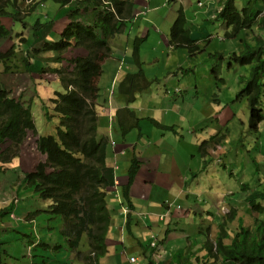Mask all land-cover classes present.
<instances>
[{
    "label": "trees",
    "instance_id": "trees-1",
    "mask_svg": "<svg viewBox=\"0 0 264 264\" xmlns=\"http://www.w3.org/2000/svg\"><path fill=\"white\" fill-rule=\"evenodd\" d=\"M29 1V0H24ZM62 7L76 3V10L69 11V23L56 42H44L39 48H19L17 40L14 46L6 52L0 51V66L3 71L18 69L13 59L19 60L21 70L33 74H54L58 77L60 89H49V101L52 105L45 114L48 118L57 119L55 134L42 135L36 125L35 107L42 102L39 95L29 103L11 98L9 91L0 82V150L1 146L9 143L1 151L0 162L11 159L9 152L18 148L32 134L36 151L46 157L40 162L35 171L24 172L23 182L29 183L43 201L50 203V213L57 215L62 222L61 235L71 251L83 264H99V260L108 252L107 236L112 225V215L107 204L106 190L109 186L104 172L108 166L110 143L108 138L98 137L99 117L96 111V100L99 98L98 78L102 74L103 64L111 56V42L121 34L125 19H131L134 4L131 0H111L113 8L103 6L101 0H52ZM239 0H220L222 9L217 19L228 29L226 38H238L241 33L254 29L264 31V0H245L239 8ZM46 0H34L24 10L18 0H0V39H11L15 33L12 27L3 24L4 19L11 23H20L23 29L29 27L27 16ZM92 8L95 19L91 25L84 24L80 19ZM122 20V21H121ZM32 27L33 39L41 38L46 31L43 24L37 21ZM23 32L15 34L25 44ZM144 39L134 40L132 57L140 63L139 46ZM23 43V44H22ZM170 44L173 48L186 47L191 55L198 47L190 37L187 18L183 8L177 11V17L171 27ZM84 50L81 57H65L67 52ZM33 53L31 56L30 53ZM52 54L44 55V54ZM47 58L49 68L42 66V59ZM231 58L240 66L249 67V74L240 78V91L236 100L245 99L249 109V130L260 133L264 124V36L254 35L252 42L245 38L241 47L234 51ZM18 62V61H17ZM12 63V65H10ZM34 65L39 67L35 69ZM139 66V67H140ZM19 72V71H16ZM212 73L216 75L217 69ZM145 75L139 73L127 74L119 85L118 99L125 104L135 101L136 94L147 88ZM219 81L224 82L220 77ZM43 103V102H42ZM134 123L128 127L121 124L119 130L125 138L131 130L137 128L140 119L132 111H127ZM166 129L165 127H161ZM171 130V129H170ZM14 156V155H13ZM7 158V159H5ZM140 163L132 161L128 170V183L122 186L121 194L125 204L134 210L130 197V188L139 171ZM127 201V202H126ZM253 212L257 215L264 213L261 202H264V187L257 190L248 198ZM11 209L0 210V219L10 216ZM132 214L127 216L125 230L133 235V230L140 227L138 218ZM4 224L3 220H0ZM86 237L89 249L86 252L78 250ZM228 231L225 223L221 224L219 238L195 246V252L176 253L172 260L176 264H264V219H256L253 227H240L231 238L225 240ZM4 243L0 240V264L8 258ZM161 242H159V245ZM158 245V246H159ZM201 254H205L201 257ZM172 263V262H171ZM170 263V264H171ZM146 264H155L147 261ZM165 264V263H164Z\"/></svg>",
    "mask_w": 264,
    "mask_h": 264
},
{
    "label": "crops",
    "instance_id": "crops-1",
    "mask_svg": "<svg viewBox=\"0 0 264 264\" xmlns=\"http://www.w3.org/2000/svg\"><path fill=\"white\" fill-rule=\"evenodd\" d=\"M170 1L174 0H134L133 14L149 9L147 16H150L152 12H160L162 18L169 22L171 18L175 19L177 14V10H165ZM174 2H178L180 7H183L182 0ZM76 8V4L60 8L56 14L57 20L54 19L51 25L43 28L46 29L45 36L48 35L45 39L52 38L53 33L59 36L69 23L67 13ZM208 14L210 15V10ZM80 18L84 24L91 25L95 19L92 8ZM3 24L6 27H14L11 21L3 20ZM141 30L142 35L146 37L151 33V29ZM161 30L165 29H155L156 32H161ZM195 33V31L192 33V38ZM127 34L128 29L111 42L112 54L103 64V73L98 82L100 91L96 105L99 117L98 137H106L110 142L109 161L104 172L109 182L108 208L113 215L112 228L106 240L108 256L113 255L116 250L115 264H123V258L125 259L124 264H129L131 257H137L139 264H145L147 258L152 260L154 252L149 247L148 251L144 250L143 244L150 241L152 235H156L162 243L163 251L158 252L154 259L162 257L161 264L171 262V264H176L172 260L174 254L187 253L189 250L195 252L197 251L195 246L201 245L208 239L209 241L217 240L221 224L226 222L228 231L226 242L229 243L230 237L240 227H252L256 219H261V215L253 212L247 202L250 196L247 185L251 181H256L258 184L254 187L260 190L261 186L264 187V174L254 179L250 170L248 179L252 180L243 179L240 186L237 187L235 182V186L230 188V183L222 184L219 178V165L228 169V164L233 163V161L226 160L225 165L224 160L228 154L226 146L231 147L234 143L242 141L238 147L240 148L238 153H248L250 158L252 152H259L261 157L258 158L261 166L264 164L263 152H260L257 137L247 133L246 121L241 124L237 137L235 139L232 137L229 123L236 115L230 108L224 106L221 99L223 90L217 89L212 77L206 74L199 75L196 69L191 73L194 66L188 58L186 49L172 48L168 44L167 37L163 35L161 42L168 45V51H178V59L169 57L167 62L157 59L160 67L167 68L171 85L162 89L159 84H153L139 93L137 99L129 106L117 101L120 82L126 74L136 72L132 62H127V58L132 55V48L128 46L130 42ZM39 47L36 46V48ZM85 54L82 49L73 50L72 53L67 52L65 57L70 59ZM42 78L44 77L37 75L34 81L42 83L45 81ZM52 82H55L57 89H60L56 76ZM176 87H181L183 90L180 96L173 92ZM112 89L114 95H111ZM42 90L43 88L40 89ZM167 90L172 91L174 95H166ZM126 107L133 111L140 121L138 127L131 130L129 136L122 138L119 131L121 124L126 127L133 124L129 113L123 110ZM262 126L263 124L260 126V131H262ZM260 133L254 134L260 135ZM246 140H253L249 141L251 147L249 150L244 144ZM42 156L35 149L34 157L32 156L26 162L30 169L29 172L32 171L31 166L35 167L39 161H44ZM134 159L138 160L140 168L130 188V197L134 207L132 215L139 218L140 227L134 229L131 235L125 231L126 217L121 214L123 208L113 204L120 200L119 193H121L122 186L128 183V170ZM243 190H246L243 196L239 195L237 191ZM25 203L24 201L13 208L14 214L23 210L21 216L17 215L16 219L8 218L12 223H16L13 227L16 231L22 226H29L30 223L35 222L36 217L32 214L39 208L29 206L27 210H24ZM166 203L173 205L168 216H165ZM43 204L45 206L47 203L43 202ZM261 205L264 208V202H261ZM116 213L120 219L115 215ZM140 213L147 215V219L141 218ZM223 216H227L226 220ZM114 222L118 223L117 227H114ZM227 225L231 226L232 230ZM157 229L163 230L164 235L156 234ZM6 233L8 234L9 231ZM142 235H144L143 238ZM11 240L15 241L16 237L12 236ZM127 242L128 247H126ZM189 246L190 249L186 250ZM133 249L143 251L146 259L143 260L134 255L129 258L123 256L128 254L126 253L128 250ZM38 252L37 249L35 253ZM204 255L201 254V257ZM72 261L73 263L70 264H81L77 260ZM100 264L108 263L106 260H101Z\"/></svg>",
    "mask_w": 264,
    "mask_h": 264
},
{
    "label": "rangeland",
    "instance_id": "rangeland-1",
    "mask_svg": "<svg viewBox=\"0 0 264 264\" xmlns=\"http://www.w3.org/2000/svg\"><path fill=\"white\" fill-rule=\"evenodd\" d=\"M21 2L19 5L22 7V9H26L28 4L24 0H18ZM34 1V0H32ZM31 0L29 1V3ZM200 2L203 7H199ZM71 4H76L71 3ZM70 4V5H71ZM245 0H239L237 2V6L241 8L244 6ZM68 5V6H70ZM43 6V7H41ZM35 12L26 18V22L29 26H33L37 21L40 22V24H43L44 26H49L54 22V19H56V14L60 10V8H65L60 6L59 4H56L52 0H46L43 4H41ZM182 6L185 10L186 17L188 20V28L191 30V33L194 31L196 32L193 36L194 39L201 41V50L203 52L199 54L198 56H192L191 62L194 66L192 71L194 69L197 70L199 75H208L209 77H212V79L215 81L217 89L219 88L223 90L221 99L225 107L230 108L232 110V113L236 115V117L229 123V127L231 129V135L235 139L237 135L240 133L241 124L247 122V129L250 134V136L257 137V141L260 144V152H263L264 157V124L262 126V131H260V135L254 134L252 131L249 130V109H248V103L245 99L242 100H236V95L240 91V78L242 76H246L249 74V67L247 66H240L238 65L232 58L231 55L234 51H238L241 47L242 40L245 38L249 42H252L254 35H261L264 36V31H259L257 29H254L250 32H244L239 35L238 38L228 39L225 36L226 31L228 30L226 26L217 19V16L222 9V4L220 3V0H182ZM67 7V6H66ZM180 7V4L178 2H170L165 10L173 9L178 10ZM210 10V15L208 14V11ZM162 11V10H161ZM6 21H9V19H4ZM57 20V19H56ZM174 20V19H173ZM171 20L169 22L166 21L165 18H162V15L160 12H152L150 16L143 15L140 18H136L132 21H127L126 26L128 29L127 37L129 38L130 44L128 45L129 48L134 49V40L139 38H145L144 41L140 43L139 46V55H140V63L142 67V71L146 76L145 83L147 85V81H151V83L147 86H151L153 84H159V86L163 88H167L169 85H171L170 82V76L168 75L167 68H162L158 65L157 59L163 62H167L168 58H177V52L178 51H168V45L165 42H161L162 35L165 37H168L170 39V29L174 23V21ZM15 32L11 39H0V51L6 52L9 48L14 46L15 40H17L19 48H36V46H42L44 42H48L49 40H52L51 42H56L60 35L58 36L57 33H51L52 38L45 39V34L41 39H32L34 33L31 32L32 27L23 29V25L20 23L14 24V27L11 28ZM141 29H151V33L149 36H143ZM155 29H165L164 31L161 30V32H156ZM57 30V29H56ZM53 31V30H52ZM23 32L22 38L25 39V44L21 45V38L17 39L15 37V34ZM120 35H117L118 37ZM212 36L214 40H212V44H208V42H205V39ZM57 38V39H56ZM45 39V40H44ZM34 40V41H33ZM49 42V43H51ZM219 53V56H216V54ZM31 56H33V53H30ZM44 55H50L52 54H44ZM39 59H42V56H39ZM18 66V69L15 70V67L12 71H3L4 67L2 65L3 69L0 68V82L5 86V88L9 91L10 97L15 98L18 100L23 101L24 103H29L31 100L36 99L35 97H38L42 94V96H39L42 102L38 104V101H36L37 107H35V119H36V125L39 130V132L42 135H50L55 134V127L57 124V119L55 118H48L49 115L45 114L47 111H50L52 109V105L49 101L50 92L47 90L45 85H49L48 88L52 90H57V85L55 82H52L54 77L56 75L54 74H45L42 79H45L44 82H35L34 80L37 79V75H40L36 73L37 75L33 74V77L30 73L24 72L21 70L22 66L19 60L13 59ZM18 61V62H17ZM49 60L47 58L42 59V66L46 67V69L49 68L48 62ZM127 62H132L135 70L137 73L140 72V64L136 63L134 60V57H128ZM12 65V63H10ZM35 69H39L36 65H34ZM212 68L217 69L216 75H219V77L224 81H217L214 74H212ZM19 71V72H16ZM192 73V72H191ZM121 81V80H120ZM43 88L42 91L40 89ZM173 94V93H171ZM170 94V95H171ZM174 95V94H173ZM220 97V94H219ZM51 107V109H50ZM226 112V110H225ZM135 129V128H134ZM131 132V131H130ZM252 134V135H251ZM130 133L127 135L129 136ZM126 136V137H127ZM125 137V138H126ZM36 137L30 134L27 139L23 142L22 145L18 148H13L9 152V156H12L11 159H8L7 161L0 162V209L4 207H10V205H13V207H16L15 201L18 200V204L21 203L23 200H26L24 207V210H27L29 206H34L39 208L34 212L36 215L35 222L33 224H29V226H22L19 230L16 231V229H13V227L16 225V223H12L6 215L2 216V220L4 221L5 227L1 225L3 228L0 229V240L3 239L4 248L7 250V256L8 258H5L6 263H12L14 264H32L33 261H36V264L38 262H44V259L40 257H35L33 260L30 261L31 256H27L30 254L31 251L25 247L27 242L29 241L31 237V232L33 233H39L38 236H40V239L43 240L40 242V245L43 243H46L51 246H55L59 244L58 237L62 236L59 231V226L61 224V221L59 218H57V215H54L49 212V206L46 204L44 206L43 201L38 200L37 194L35 192V189L32 188V186L27 189V187L30 185L29 183L25 184L23 182L24 172L29 171L30 169L27 167V161L32 156L34 157L35 154V143L34 139ZM247 142H244L245 147L247 150H249L251 147L249 146L250 142L253 140H246ZM242 144V141L239 143H234L231 147L226 146L228 149V154L224 160L225 165L227 164V161H233V163L228 164V169H226L225 166L219 165V178L224 183H230V188H233L235 186H240L241 181L243 179L245 180H252L248 179V176L250 175V172L252 171V176L254 179L262 176L264 174V164L261 166L259 158L260 153L257 151H254L250 154L248 153H241L240 148H238ZM9 143L4 144L1 146L3 150H5L8 147ZM242 148V147H241ZM0 150V153L1 151ZM171 154V153H168ZM14 155V156H13ZM42 156V155H41ZM7 159V158H5ZM42 159L45 161V157L42 156ZM43 161V162H44ZM39 161L35 167L31 166V170L35 171L37 165L40 163ZM18 167V168H17ZM123 168V166H121ZM251 170V171H250ZM233 174H235L233 176ZM247 175V178L245 176ZM258 184L256 181H251L248 183L247 188L249 190L250 195L257 191L254 187ZM224 186V185H222ZM264 186V185H263ZM260 189V187H259ZM263 187L261 186L262 190ZM33 190V191H32ZM234 190V189H232ZM19 191V195H18ZM243 191H237L239 195L243 196ZM107 203L109 201L107 200ZM116 204H113L116 207H122L124 204L122 200L116 201ZM122 203V204H121ZM242 203V202H240ZM10 204V205H9ZM9 205V206H8ZM245 203L243 206L245 207ZM125 206V205H123ZM122 209V208H121ZM22 211H19L17 213L18 216H21ZM227 210L225 209V212ZM111 212V211H110ZM26 213V211H24ZM121 214L125 215L124 212ZM16 215V217H17ZM118 218V213L115 214ZM226 215L228 213L226 212ZM261 219H264V213L260 214ZM113 216V215H112ZM227 216H223L226 220ZM120 219V218H119ZM226 224V222H225ZM229 224L232 225L231 222ZM118 223L114 222V227H117ZM227 227L232 230V227L227 225ZM253 227V226H252ZM112 228V225L111 227ZM251 228V227H249ZM9 231L7 234L6 232ZM156 234L164 235L163 230L157 229L155 231ZM144 234V232H143ZM12 236L16 237L15 241H12ZM144 235H142L143 238ZM63 237V236H62ZM231 241V240H230ZM63 243L64 241L61 240ZM86 239L83 240L82 245L85 244ZM226 242V240H225ZM227 243V242H226ZM230 243V242H229ZM148 244H143L144 250L148 251ZM129 246V243H126V247ZM40 249V253L38 255L47 256L52 259L50 264H57V260L62 259V255H60L57 258V250L54 249H46L44 246H38ZM127 255H123L124 257H131V256H139L143 260L146 259L144 256L143 251H140L139 249H133L132 251H127ZM37 254V253H36ZM109 250L105 256H103L101 260H106L108 264H115V257L117 254V251L115 250L113 252V255L108 256ZM65 257V256H64ZM74 257V256H72ZM14 260V261H13ZM63 263H67V258H63ZM50 262V259L47 260ZM156 261L160 262L163 261L162 257H158ZM31 262V263H30ZM125 262V259L123 258V264ZM147 263V261L145 262ZM77 264V263H76Z\"/></svg>",
    "mask_w": 264,
    "mask_h": 264
},
{
    "label": "clouds",
    "instance_id": "clouds-1",
    "mask_svg": "<svg viewBox=\"0 0 264 264\" xmlns=\"http://www.w3.org/2000/svg\"><path fill=\"white\" fill-rule=\"evenodd\" d=\"M30 1V0H29ZM29 1H26L27 2V4H29ZM122 1V0H121ZM132 1V3L134 4V7H135V2H134V0H131ZM175 1V0H174ZM174 1H172V2H174ZM171 2V1H170ZM199 3V7H203V5L200 3V2H198ZM101 4L103 5V6H109L110 7V10L113 8V5H111L112 4V1L111 0H101ZM179 8H183V7H179ZM183 10H184V8H183ZM133 11H134V8H133ZM150 10L149 9H143L142 11H140V12H136V13H132V16H131V19H125L124 20V22L126 23L127 21H132V20H134V19H136V18H140L141 17V15L143 14V15H146V13L147 12H149ZM178 11V10H177ZM37 12V11H36ZM35 12V13H36ZM184 12H185V10H184ZM186 14V13H185ZM176 17H177V14H176ZM187 18V17H186ZM176 19V18H175ZM174 19V20H175ZM81 20V19H80ZM173 20V21H174ZM122 21V20H121ZM187 27H188V20H187ZM127 29V26H126V24H125V26L123 27V31L121 32V34H123L124 33V31ZM190 30V29H189ZM170 31H171V29H170ZM118 35H120V34H118ZM169 35H170V33H169ZM190 37L192 38V33H191V30H190ZM116 38V37H115ZM115 38H113V39H115ZM137 38H139V37H137ZM136 38V39H137ZM113 39H112V41H113ZM135 39V40H136ZM139 39H144L145 40V38H139ZM143 40V41H144ZM167 40H168V44L173 48V46L170 44V39H168V37H167ZM192 40H194V42H195V45L198 47V50H196L195 52H194V54L193 55H191L190 53H189V50L186 48V47H181V48H184V49H186V51H187V53H188V58H189V60L191 61V57L192 56H198L199 54H201L202 52H203V50H201V41H198V40H196V39H193L192 38ZM212 40H214V38L212 37V36H210V37H208L207 39H205V42H208V44H212ZM111 48H112V45H111ZM132 52H133V49H132ZM111 54H112V51H111ZM216 56H219V53L218 54H216ZM131 57H132V55H131ZM1 66V65H0ZM140 68V70L142 69V67L140 66L139 67ZM121 69H122V65H121ZM212 70H213V68H212ZM142 71V70H141ZM195 71V69L193 70V71H191V72H194ZM143 72V71H142ZM102 73H103V69H102ZM136 73V72H135ZM47 74V73H46ZM129 74H134V73H129ZM144 74V73H143ZM212 74H214V73H212ZM35 75H37V74H35ZM45 74H43V75H39V76H44ZM102 75V74H101ZM127 75V74H126ZM125 75V76H126ZM145 75V74H144ZM32 77H33V75H31ZM124 76V77H125ZM215 77H216V79H217V81L219 82V75H214ZM57 77V76H56ZM101 77V76H100ZM58 78V77H57ZM145 78H146V76H145ZM99 79L100 78H98V81H97V83L99 82ZM123 80V79H122ZM149 82V84L151 83V81H148ZM121 83V82H120ZM99 87V86H98ZM149 86H147V88H148ZM147 88H145V89H147ZM145 89H143V90H145ZM118 90H119V87H118ZM143 90H141V91H138L137 92V94H136V99H137V96H138V94L139 93H141ZM99 91H100V88H99ZM173 92L176 94V95H178V96H180L181 94H182V92H183V90H182V88L181 87H176V88H174L173 89ZM172 93V91H169V90H167L166 91V95H170ZM111 95H114V90L112 89V92H111ZM117 95H118V92H117ZM216 95H218V94H216ZM135 99V100H136ZM98 100V99H97ZM97 100H96V105H97ZM117 101H119V102H121V103H123V104H125L124 102H122V101H120L119 99H118V97H117ZM134 101H132V103H133ZM132 103H130V104H132ZM130 104H125V105H127V106H129ZM123 110H126V111H131L128 107H126L125 109H123ZM97 111V110H96ZM133 112V111H132ZM134 113V112H133ZM98 114V113H97ZM135 114V113H134ZM135 116H136V114H135ZM136 118L137 119H139L137 116H136ZM133 120V119H132ZM58 122V121H57ZM133 123H134V120H133ZM138 127V126H137ZM120 131V130H119ZM121 133V132H120ZM106 138V137H105ZM110 143V142H109ZM114 144V143H113ZM40 154V153H39ZM42 162V161H41ZM45 162V161H44ZM1 168V167H0ZM109 187V186H108ZM27 189H29V187H27ZM33 191V190H32ZM18 195H19V191H18ZM106 195H107V190H106ZM37 197L40 199V197L37 195ZM119 197H120V200H122L123 201V205H125V206H122V208H123V212H124V214H125V217H126V220H127V216L129 215V214H132L133 212H134V210H131L126 204H125V202H124V200L122 199V194L121 193H119ZM24 201H26V200H23L22 202H24ZM40 201H43L42 199H40ZM18 200H16L15 201V204L16 205H19L18 204ZM21 202V203H22ZM43 202H46V201H43ZM47 203V205L48 206H50V203L49 202H46ZM108 204V203H107ZM10 205V204H9ZM8 205V206H9ZM165 207H166V209H167V211L165 212L166 214H165V216H168L169 214H170V211L172 210V207H173V205L171 204V203H166L165 204ZM6 207H4V208H2V209H5ZM14 207H13V205H10V209H11V213H10V216H7L9 219H10V217L11 218H14V219H16L17 217H16V213L14 214V209H13ZM180 207H178V209H179ZM1 210V209H0ZM49 211H50V207H49ZM111 213V212H110ZM33 216H36L34 213L32 214ZM139 216L141 217V218H143L144 217V219H147V215H143L142 213H140L139 214ZM28 218V217H27ZM57 218H59V217H57ZM60 219V218H59ZM139 219V218H138ZM0 220H2V219H0ZM26 221V220H25ZM60 221H61V219H60ZM1 225H2V223L0 222V227H1ZM3 227H5L4 225H3ZM1 229V228H0ZM61 230H62V222H61V224H60V226H59V231H60V233H61ZM126 231V230H125ZM34 232V231H33ZM33 232H31V237H30V239H29V241L27 242V244L25 245V247H27V249H29V251H31L30 252V254H28L27 256H31V259H30V261L32 260V257H33V260H35L34 258L35 257H40V258H42V259H44V262H38V264H50L51 263V261H52V259L51 258H49V257H47V256H41V255H38V253H40V249L38 248V246H44V247H46V249H54V250H57V258L60 256V255H62V254H64V256L62 255V259L63 258H67V263H64V264H70V263H73V261L72 260H77V262H81V264H83L82 263V260L77 256V252H75V251H71L70 249H69V246H68V244H67V242H66V239L64 238V237H62V236H59L58 237V241H59V244H57V245H55V246H51V245H48V244H46V243H43V244H41L40 245V242L41 241H43V240H41L40 239V236H38V232L35 234V233H33ZM86 239V242H85V244H83L82 245V242H83V240H85ZM61 240H63L64 242L62 243L61 242ZM209 241V239L208 240H206L204 243H206V242H208ZM216 241V240H215ZM2 242V241H1ZM36 242H38L37 243V245H35L36 244ZM159 242H161L160 240H159V238L156 236V235H152L151 237H150V241H149V244H148V247L154 252V255L152 256V260L151 261H153L155 264H161L160 262H157L155 259H154V256L158 253V252H160V251H163V248L161 247L162 246V243L159 245ZM209 242H213V241H209ZM3 243V242H2ZM204 243H202V244H204ZM159 245V246H158ZM3 246V248H4V244L2 245ZM5 249V248H4ZM39 250V252L36 254L35 252H36V250ZM85 249V250H84ZM88 249H89V246H88V240H87V238L86 237H83V239H82V241H81V243H80V245H79V248H78V250L80 251V252H86V251H88ZM188 249H190V246L186 249V250H188ZM6 250V249H5ZM6 252H7V250H6ZM65 253H66V255H65ZM69 254V255H68ZM72 256H74V257H72ZM50 259V262H48L47 260H49ZM57 260V264H60L59 262H62L63 263V261L64 260ZM132 259H135V261L134 262H132ZM14 261V260H13ZM146 261H150V259H148L147 258V260ZM190 261L192 262V263H194L195 264V260H194V257L193 256H191V258H190ZM34 262V261H33ZM32 262V264H34V263H36V262H34L33 263ZM31 263V262H30ZM11 264H14V262H12ZM99 264H100V260H99ZM129 264H139V259L137 258V257H131V258H129ZM146 264V263H145Z\"/></svg>",
    "mask_w": 264,
    "mask_h": 264
},
{
    "label": "built area",
    "instance_id": "built-area-1",
    "mask_svg": "<svg viewBox=\"0 0 264 264\" xmlns=\"http://www.w3.org/2000/svg\"><path fill=\"white\" fill-rule=\"evenodd\" d=\"M135 261V259H132V262H134Z\"/></svg>",
    "mask_w": 264,
    "mask_h": 264
},
{
    "label": "bare ground",
    "instance_id": "bare-ground-1",
    "mask_svg": "<svg viewBox=\"0 0 264 264\" xmlns=\"http://www.w3.org/2000/svg\"><path fill=\"white\" fill-rule=\"evenodd\" d=\"M125 201V200H124ZM127 202V201H126ZM122 204V203H121ZM123 206V205H122ZM128 206V205H127Z\"/></svg>",
    "mask_w": 264,
    "mask_h": 264
}]
</instances>
